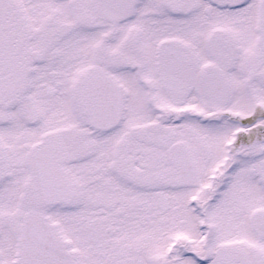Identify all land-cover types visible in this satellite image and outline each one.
Returning a JSON list of instances; mask_svg holds the SVG:
<instances>
[{
    "label": "snow or ice",
    "instance_id": "6c2138e0",
    "mask_svg": "<svg viewBox=\"0 0 264 264\" xmlns=\"http://www.w3.org/2000/svg\"><path fill=\"white\" fill-rule=\"evenodd\" d=\"M0 264H264V0H0Z\"/></svg>",
    "mask_w": 264,
    "mask_h": 264
}]
</instances>
